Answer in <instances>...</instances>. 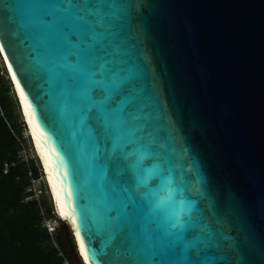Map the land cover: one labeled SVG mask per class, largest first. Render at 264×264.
Wrapping results in <instances>:
<instances>
[{"label":"water","instance_id":"1","mask_svg":"<svg viewBox=\"0 0 264 264\" xmlns=\"http://www.w3.org/2000/svg\"><path fill=\"white\" fill-rule=\"evenodd\" d=\"M0 60L73 264H264V0H0Z\"/></svg>","mask_w":264,"mask_h":264},{"label":"trees","instance_id":"2","mask_svg":"<svg viewBox=\"0 0 264 264\" xmlns=\"http://www.w3.org/2000/svg\"><path fill=\"white\" fill-rule=\"evenodd\" d=\"M16 108L19 110L14 91L0 67V264H63L42 225L38 203L24 202L28 172L37 177L38 170L34 160H19L21 144L27 142L22 137ZM19 117L23 122L20 110ZM50 203L42 202L52 215ZM55 239L60 245L59 229ZM60 251L68 255L64 246Z\"/></svg>","mask_w":264,"mask_h":264},{"label":"built area","instance_id":"3","mask_svg":"<svg viewBox=\"0 0 264 264\" xmlns=\"http://www.w3.org/2000/svg\"><path fill=\"white\" fill-rule=\"evenodd\" d=\"M23 123H24V121H23ZM24 127H25V130L22 133L23 140H25L27 138L30 141V136H29L28 130L25 126V123H24ZM24 132H26V135ZM29 145H27V143L21 144V149H20V152L18 155L19 160L21 162L27 163V162H29V160H38L36 151H35L32 143H31V149H29L30 148ZM38 162H39V160H38ZM6 168H7V166H6ZM37 170L40 172V173L38 172L37 177H33L32 172H30V171L28 172L29 184L26 188V196L24 197V202L35 201L38 203L39 208H40V216L42 219V225L47 230L50 237L52 238L53 246L58 249V251H59L58 254L62 258L63 264H73L68 259V256H66L65 253L60 251V245L56 242L55 236H56L57 230L59 229L57 220L58 221H60V220H59L58 216L56 215L54 207H53V211H51L52 215H49L48 212L46 211V208L42 204L43 198H44L43 197L44 192L42 189L43 188L42 183H44V186L47 190H48V188H47V185H46L43 173H42L41 166H38ZM41 181H42V183H40ZM38 184H40V185H38ZM49 196H50V194H49ZM50 202H52L51 197H50ZM53 215H54V217H53Z\"/></svg>","mask_w":264,"mask_h":264},{"label":"snow or ice","instance_id":"4","mask_svg":"<svg viewBox=\"0 0 264 264\" xmlns=\"http://www.w3.org/2000/svg\"><path fill=\"white\" fill-rule=\"evenodd\" d=\"M97 94L103 95L104 93L102 92L101 89H95L92 92V95L93 96H96ZM21 95H24L23 92H21ZM117 99H118V97H117ZM92 118H93V112L92 111H89V113H88V119L91 120ZM96 118H97V115H96ZM100 130H101L102 136L105 137V134L107 132V126L105 125V123L103 121L100 122ZM105 151H106L105 140H104L103 145H101L98 142V144H97V162L103 163L104 156H105Z\"/></svg>","mask_w":264,"mask_h":264},{"label":"rangeland","instance_id":"5","mask_svg":"<svg viewBox=\"0 0 264 264\" xmlns=\"http://www.w3.org/2000/svg\"><path fill=\"white\" fill-rule=\"evenodd\" d=\"M0 67H1V69H2V71H3V73L6 75V72H5V69H4V67H3V64H2V62H1V60H0ZM15 112H16V114H17V116H18V119H19V124H20V126L23 128V131H24V124H23V122H22V120L20 119V117H19V110H18V108H16L15 109ZM21 114V113H20ZM25 133V135H26V132H24ZM25 141L27 142V145H29V149H31V140L29 141L27 138L25 139ZM35 161V165L38 167V166H40V164H39V162H38V160H34ZM39 172V171H38ZM40 173V172H39ZM40 183H42V181L40 182ZM38 185H40V184H38ZM42 185H43V192H44V198H43V201L45 202V203H47V204H51L50 203V196H49V191L45 188V186H44V183H42ZM50 206V205H49ZM57 222H58V227L60 226V221H58L57 220ZM61 237L62 238H64V232H62V234H61Z\"/></svg>","mask_w":264,"mask_h":264},{"label":"flooded vegetation","instance_id":"6","mask_svg":"<svg viewBox=\"0 0 264 264\" xmlns=\"http://www.w3.org/2000/svg\"><path fill=\"white\" fill-rule=\"evenodd\" d=\"M61 234H62V233L59 231V238H60V239H62ZM60 242H61V240H60ZM63 244H64V243H63ZM65 248H66V247H65ZM66 249H67V248H66Z\"/></svg>","mask_w":264,"mask_h":264},{"label":"bare ground","instance_id":"7","mask_svg":"<svg viewBox=\"0 0 264 264\" xmlns=\"http://www.w3.org/2000/svg\"><path fill=\"white\" fill-rule=\"evenodd\" d=\"M44 179H45V177H44ZM46 182V181H45ZM57 209V208H56Z\"/></svg>","mask_w":264,"mask_h":264}]
</instances>
